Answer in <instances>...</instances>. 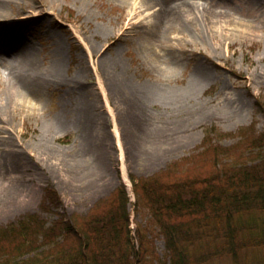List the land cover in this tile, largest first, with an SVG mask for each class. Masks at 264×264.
<instances>
[{
  "label": "rangeland",
  "instance_id": "obj_1",
  "mask_svg": "<svg viewBox=\"0 0 264 264\" xmlns=\"http://www.w3.org/2000/svg\"><path fill=\"white\" fill-rule=\"evenodd\" d=\"M142 1L5 4L10 18L0 22L18 21L38 62L45 66L60 46L62 78L80 81L43 88L27 120L23 110L0 120L1 180L16 183L14 194L0 190V264H66L63 248L75 256L70 264H168L163 236L149 222L147 200L134 192L132 177L147 180L156 192H174L181 184L200 188L212 183L221 152L232 153L226 160L233 163L249 156L242 149L251 135L264 134V0H190L198 9L189 16L197 20L185 31L162 30L155 8L147 10ZM40 8L47 13L37 18L28 13ZM8 44H0V61L12 56ZM102 58L121 71L118 80L126 81V92L103 76ZM199 76L204 82L188 100L185 91ZM150 87L184 100L166 105L157 93L148 97ZM141 95L146 102L137 110ZM83 102L98 120L93 138L83 124ZM56 116L64 125L53 138H42L41 129ZM258 151L264 155L263 147ZM120 187L127 194L129 225L122 223L116 244L108 221L110 215L121 221L114 214ZM254 208L242 213L240 234H253L245 245L231 253L219 236L202 233L200 243L189 244L187 264H264V238L255 231L263 227L264 210ZM62 224L72 229L62 230ZM52 226L53 234L45 232ZM137 231H143L142 244ZM85 233V251L78 254V238Z\"/></svg>",
  "mask_w": 264,
  "mask_h": 264
},
{
  "label": "trees",
  "instance_id": "obj_2",
  "mask_svg": "<svg viewBox=\"0 0 264 264\" xmlns=\"http://www.w3.org/2000/svg\"><path fill=\"white\" fill-rule=\"evenodd\" d=\"M253 135L248 142L250 144L242 149L244 153L248 152L249 156L243 155L244 158L240 156L233 162L235 164L232 161L229 164L226 157L232 153L221 152L220 161L216 160L214 168L216 172L213 175L214 181L212 179V183L203 187L194 188L187 184H181L178 187L179 190L174 192L168 190L156 192L151 187L153 184L150 186L147 180L141 181L132 177L134 192L137 196L143 194L147 200L149 222L152 223V226H156L163 236L168 264H187L189 262L187 256L189 244L195 240L200 243L203 239L202 233L214 238L219 236L231 253H235L238 249L236 246L245 245L248 242L246 239L253 235H246V232L240 234L244 228L242 213L250 210L252 206H255L254 210H264V155H258V150L264 148V134ZM248 159L250 161H247ZM258 159L260 160L256 161ZM232 165L233 169H230ZM219 168L221 169L220 173L218 172ZM221 182H224L225 185H221ZM119 191L120 196L117 200L119 209L114 214L120 217L121 221H115L112 215L108 221L111 240L116 235V244L120 243L118 239L121 236L119 233L122 227L129 225V216L126 211L127 194L123 187H120ZM262 219L264 218L262 217ZM60 227L62 230L72 229L70 225L66 227L62 224ZM45 230V232L53 234L54 227H48ZM207 231L208 234H206ZM255 231L258 238H264V224L261 229H258L257 225ZM142 234L143 231H137V240L140 244L144 239ZM123 238L128 247L129 237L126 232ZM85 239L88 241L86 233L84 241L78 238L80 242L78 254L85 251L83 247ZM207 243H210V240ZM56 247L54 245V251ZM63 250L62 252L67 256L65 258L70 259L66 264H70L75 256L66 252L69 248H63ZM93 252L97 253L95 250ZM94 253L89 252V257L95 255Z\"/></svg>",
  "mask_w": 264,
  "mask_h": 264
},
{
  "label": "bare ground",
  "instance_id": "obj_3",
  "mask_svg": "<svg viewBox=\"0 0 264 264\" xmlns=\"http://www.w3.org/2000/svg\"><path fill=\"white\" fill-rule=\"evenodd\" d=\"M12 0H0V18H10L7 16V8L5 4L10 3ZM17 1V0H15ZM143 5L147 6V10H151V8H155L154 10V19L157 17L161 19L160 26L162 30H166L167 28H179L180 30H189L193 28V22L197 20L196 17L189 16L192 14L191 12L194 11L195 8L198 9L193 2L190 0H182L179 3H174L172 5L168 4L165 0H143ZM160 3V4H159ZM10 5V4H9ZM159 5V8L156 6ZM8 7V6H7ZM150 7V8H149ZM28 13L34 15L33 17L37 18L39 15L46 14L44 8L37 9L35 11H28ZM6 16V17H3ZM34 18V19H35ZM193 18V19H192ZM30 19V18H29ZM27 19V20H29ZM195 19V20H194ZM12 22H0V44H7L9 47L8 42L11 43V50L12 56L8 60L0 61V72L2 73V68L9 69L8 73L5 72L4 75L0 74V120H6L14 111H22V117L24 119H28L34 116L37 107V102L42 99V90L43 88H50L51 86L57 87L61 84L69 85L71 82L80 81L76 76L70 77L68 79H64L61 76L60 72V46L55 49L53 57L51 60H47V63L40 64L37 60L36 52L34 51V47L32 46H25L23 35V30H21L17 26L16 20L12 19ZM26 21V20H25ZM25 23V22H24ZM26 28L27 26H22ZM25 32V31H24ZM46 34V32H45ZM40 39H43L42 36H38ZM47 39V38H45ZM16 41V42H14ZM59 40H54L53 43H58ZM148 51V50H147ZM46 59V58H45ZM103 67H101V73L103 76L106 74L107 78L109 79V83L112 84L113 89L118 91H127L129 86L126 84V81H119V73L121 71H115V68L110 59L105 61L103 58ZM156 64V66L160 65L158 58H152V62ZM98 62V61H97ZM158 62V63H157ZM53 63V64H52ZM162 63V61H161ZM95 67V65H94ZM113 69V71H112ZM2 75V76H1ZM8 75V76H7ZM79 76V74H77ZM105 78V77H104ZM106 81V79H105ZM204 82V77H197L196 81H194L187 89V99L190 100L192 96L196 94L197 89L201 86ZM107 85V84H106ZM80 86V85H77ZM108 88V87H107ZM158 89V88H157ZM153 87L148 89V97L153 98L154 94L158 92H163V89L157 90ZM109 90V89H108ZM149 91H151L149 93ZM159 95V94H158ZM161 100L166 105H173V104H181L184 99L181 98H171L167 95H159ZM140 103L138 105V109H142L146 102V96L141 95L139 99ZM92 107V106H91ZM127 111L129 108L124 107ZM81 110H84V122L85 128L89 131L88 134L91 135L90 138H93L95 129H94V122L98 121L97 118L93 117L92 113L90 112V106L86 105L84 102L82 103ZM128 112V111H127ZM25 116V117H24ZM79 120L82 119L81 114L79 113L78 117ZM138 118V116H137ZM3 122V121H2ZM133 122V121H132ZM64 125V121H61L59 117H54L52 120H48L46 127L41 129L42 131V138H53L55 134L62 128ZM96 127V126H95ZM117 129L115 132L120 134L121 130L117 124ZM102 142V141H101ZM98 162H102V152L98 156ZM96 168L99 170L102 168V163H98ZM10 166L11 161H9ZM9 166V165H8ZM7 166V167H8ZM1 174V173H0ZM2 176H0V190H7L9 189L10 194H14L16 192L15 184L12 180H1ZM8 178V177H7ZM18 190H20L18 188ZM8 193V194H9Z\"/></svg>",
  "mask_w": 264,
  "mask_h": 264
}]
</instances>
